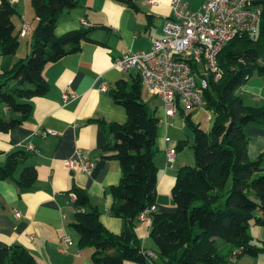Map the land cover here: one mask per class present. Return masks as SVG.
I'll return each instance as SVG.
<instances>
[{
  "label": "trees",
  "instance_id": "16d2710c",
  "mask_svg": "<svg viewBox=\"0 0 264 264\" xmlns=\"http://www.w3.org/2000/svg\"><path fill=\"white\" fill-rule=\"evenodd\" d=\"M81 1L31 0L37 22L31 54L6 62L0 72V133L22 126L32 114V101L47 94L45 67L80 52L90 41L91 30L86 28L60 37L55 34L60 17L78 8ZM260 5L257 33L238 36L218 56L223 76L218 81L211 78L205 92L206 110L215 115L213 128L206 132L192 122L191 115L186 117L194 133L195 165L181 168L177 175L172 190L176 212L151 214L149 239L155 250L142 246L136 222L156 203L159 178L154 158L160 151V120L142 98L139 77L132 84L119 82L110 91L127 113L125 123L108 126L115 141L109 149L121 167L120 183L110 188L115 200L110 214L125 222L123 231H108L88 194L72 190L76 197L72 227L80 247L94 249L93 264H234L233 255L264 253V245H256L249 234L251 225L264 227V154L250 158L246 135L247 126L264 124V107L247 105L239 93L253 75H264V0ZM16 14L12 0H1L0 50L5 58L20 47L13 23ZM100 125L106 130L105 123ZM187 143H180L178 149ZM30 156L25 150L10 154L0 166V180L12 178ZM37 177L36 168L26 167L17 183L21 189H30ZM0 264L38 263L28 250L14 245L0 248Z\"/></svg>",
  "mask_w": 264,
  "mask_h": 264
},
{
  "label": "crops",
  "instance_id": "0c3cea01",
  "mask_svg": "<svg viewBox=\"0 0 264 264\" xmlns=\"http://www.w3.org/2000/svg\"><path fill=\"white\" fill-rule=\"evenodd\" d=\"M172 1L157 0L151 5L147 0H133V4L126 0H82L78 8L60 17L55 29L58 37L86 28L91 30L90 41L82 45L80 52L45 67L47 94L32 101V114L22 126L10 133H0V166H4L14 152L25 150L31 154L12 178L0 180V248L23 247L38 264H93L94 249L80 247L79 237L72 227L75 200L71 195L77 188L88 194L108 231L113 234L123 231L125 222L110 214L115 202L110 188L120 183L121 167L113 157L115 152L109 149L115 141L108 126L125 123L127 113L114 102L110 91L119 82L132 84L139 76L136 71L126 72L115 67V62L128 52L151 51L153 39L163 36L165 23L172 17ZM184 1L193 11L202 8L203 0ZM12 3L17 9L13 23L20 47L10 58L3 57L0 50V72L6 62L14 63L23 58V49L28 56L31 54L37 23L31 0H12ZM25 26L26 35L21 36ZM64 92L70 97L67 102L63 99ZM239 93L247 105L264 107V75H253ZM142 98L160 120V151L154 158L159 178L156 213H175L172 190L177 175L181 168L195 163L194 133L186 117L191 115L194 124L210 132L215 115L206 108L179 107L171 117L166 114L161 99L148 94L143 87ZM206 111L210 112L208 123L203 121ZM100 122L105 123L106 130ZM246 135L250 158L264 154V124L247 126ZM184 141L187 145L178 149ZM29 145L37 152L29 151ZM172 148L177 151L176 160L168 164L166 150ZM78 152L95 162L90 175L64 166V161L76 158ZM26 167L36 168L38 177L32 188L21 189L17 180ZM17 212L21 214L19 218ZM150 225V221H137L136 229L142 246L155 250L153 243H149ZM249 234L256 245H264V227L251 225ZM67 237L70 242L65 241ZM232 260L234 264H264V253L258 257L233 255Z\"/></svg>",
  "mask_w": 264,
  "mask_h": 264
},
{
  "label": "built area",
  "instance_id": "2783aa9c",
  "mask_svg": "<svg viewBox=\"0 0 264 264\" xmlns=\"http://www.w3.org/2000/svg\"><path fill=\"white\" fill-rule=\"evenodd\" d=\"M155 5L157 0H147ZM263 0H203L200 11H193L184 0H173L172 17L165 23L163 36L153 39L150 52H128L116 60L115 67L136 71L142 87L152 96L159 97L168 116H174L179 107L206 108L205 92L210 79L221 80L223 73L218 56L224 46L238 36L255 34L262 15ZM84 25L88 26L86 22ZM25 26L20 35L25 36ZM64 92V102L69 100ZM168 141V140H167ZM27 149L37 152L32 145ZM176 149L166 150L167 163L176 160ZM70 170L90 175L95 162L78 152L76 158L64 161ZM71 197L75 200V195ZM156 207L142 212L140 222L151 221ZM19 212L16 217H20ZM66 242L70 239L65 238ZM147 254L154 256L153 252Z\"/></svg>",
  "mask_w": 264,
  "mask_h": 264
},
{
  "label": "rangeland",
  "instance_id": "374dc122",
  "mask_svg": "<svg viewBox=\"0 0 264 264\" xmlns=\"http://www.w3.org/2000/svg\"><path fill=\"white\" fill-rule=\"evenodd\" d=\"M22 55H23V58H25V57H27L28 56V54H25V51H24V49H23V52H22ZM206 115H205V117H204V122L206 123H208V116H209V114H210V112H208V111H206ZM180 118V117H179ZM204 125V124H203ZM214 126V125H213ZM205 128H207L206 126H205ZM213 128V127H212ZM206 131V130H205ZM208 132V131H207ZM195 165V163L192 165V166H194ZM151 241H149V243H150ZM148 243V244H149ZM151 244V243H150ZM221 244H224L223 242H221ZM229 246V245H228Z\"/></svg>",
  "mask_w": 264,
  "mask_h": 264
}]
</instances>
